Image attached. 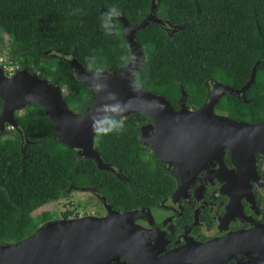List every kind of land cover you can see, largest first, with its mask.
<instances>
[{"label": "trees", "instance_id": "16d2710c", "mask_svg": "<svg viewBox=\"0 0 264 264\" xmlns=\"http://www.w3.org/2000/svg\"><path fill=\"white\" fill-rule=\"evenodd\" d=\"M158 16L168 24H151L136 40L145 52L141 88L163 96L175 109L185 101L191 109L206 102L211 83L222 82L241 89L256 77L241 96L227 94L216 109L234 120H264V0H157ZM119 7L130 24L148 16L152 0H0V39H12L11 53L35 75L59 86L69 107L81 113L94 102L89 85L73 77L72 62L53 55L72 56L84 67L92 55L105 70L121 68L120 55L128 47L124 32L108 37L99 17L108 7ZM82 9L81 14H72ZM122 28L121 22L117 21ZM123 29V28H122ZM260 62L256 67V63ZM245 100V101H244ZM3 101L0 99V109ZM19 130L0 138V241L15 244L33 235L40 224L33 213L46 200L59 201L69 192L95 188L112 203L131 208L145 186L164 182L145 159L138 125L145 115L124 118L120 132L96 135L101 158L127 180L112 171H101L92 158L80 159L56 138L45 110L30 104L15 114ZM25 140L30 141L25 145ZM22 141V147L17 142ZM69 218L70 212L63 213ZM51 220L50 213L41 221Z\"/></svg>", "mask_w": 264, "mask_h": 264}, {"label": "water", "instance_id": "95a60500", "mask_svg": "<svg viewBox=\"0 0 264 264\" xmlns=\"http://www.w3.org/2000/svg\"><path fill=\"white\" fill-rule=\"evenodd\" d=\"M118 20L122 28L127 30L124 35L128 47L143 58V64L145 52L136 40L139 31L151 24H168L173 30L170 35L172 37L174 33L185 29V26H174L158 16L157 0H152L150 13L139 23L130 24L124 15ZM71 65L74 79L85 83L82 79L86 73L85 67L76 60ZM122 72V67L112 72L105 70L109 90L125 104L127 111L124 118L141 113L154 119V127H143V140L161 161H165V157H170L171 152L180 148L203 150L207 153L204 154V160L211 158V153L220 152L222 155L225 147L232 151L234 160L249 158V155L252 159L256 151L264 149V123L234 120L218 114L216 109L225 95H244L255 80L256 69L241 89L215 82L202 107L191 109L182 101L178 110L163 96L141 87L134 91L129 81L122 78ZM93 97L94 102L87 110L75 112L69 107L59 86L35 75L29 69H21L10 76L0 64V99L3 101L0 137L9 128L19 130L15 114L24 111L30 104H37L45 110L52 122L59 142L73 149L82 160L94 159L99 170L112 171L113 168L104 162L95 148L97 134L92 129L90 116L103 101L94 93ZM150 128L154 135L146 138ZM30 143L25 140V145ZM85 190L87 188L82 191ZM132 215L131 212L112 211L102 218L87 215L50 220L19 243L1 244L0 264H108L118 256L125 255L131 246L132 227L129 220Z\"/></svg>", "mask_w": 264, "mask_h": 264}, {"label": "flooded vegetation", "instance_id": "af4514ba", "mask_svg": "<svg viewBox=\"0 0 264 264\" xmlns=\"http://www.w3.org/2000/svg\"><path fill=\"white\" fill-rule=\"evenodd\" d=\"M140 120L138 138L144 157L154 161L164 182L133 192L140 199L131 208L87 188L94 210L73 216L102 218L112 211L133 214L131 246L108 264H264V149L252 159L249 155L234 160L225 147L222 155L211 153L204 160L203 150L180 148L161 161L143 140V127H154V119L144 116ZM246 122L263 124L264 120ZM153 135L150 128L145 137ZM112 172L130 181L117 169ZM61 219L67 218L61 214L55 220ZM47 222L41 221L40 227Z\"/></svg>", "mask_w": 264, "mask_h": 264}, {"label": "clouds", "instance_id": "9594fccd", "mask_svg": "<svg viewBox=\"0 0 264 264\" xmlns=\"http://www.w3.org/2000/svg\"><path fill=\"white\" fill-rule=\"evenodd\" d=\"M82 9H76L72 14H81ZM122 15L116 5L108 7L99 17L102 31L108 37L119 38L126 29H122L117 21ZM125 51L119 59L123 72L122 78L129 81L130 87L138 91L141 87V70L143 67V58L138 56L130 47L121 45ZM86 73L82 78L87 83L94 94L100 96L103 103L99 105L91 114V126L97 135H108L120 132L124 127V115L127 108L123 102H120L115 93L109 90L107 84L108 77L105 75V67L98 62V58L92 55L86 59Z\"/></svg>", "mask_w": 264, "mask_h": 264}, {"label": "rangeland", "instance_id": "374dc122", "mask_svg": "<svg viewBox=\"0 0 264 264\" xmlns=\"http://www.w3.org/2000/svg\"><path fill=\"white\" fill-rule=\"evenodd\" d=\"M0 64L7 68L10 72L16 73L21 69H27L20 63L14 55L11 53L12 49V39L6 34H2L0 39ZM53 55H58L64 57L67 61L72 62L74 58L72 56H66L59 52L53 53ZM214 83V82H213ZM211 83V85L213 84ZM220 114H225L222 111L217 110ZM26 112V109L21 113ZM13 129H7V131L0 137H10L8 131ZM17 145L22 147V141L17 142ZM68 197H62L59 201H49L46 200L45 203L33 213V217L36 219L38 224H41V216H44L46 213H50L51 220L60 219V215L68 211L71 213L72 217L79 215V213H89L94 210L93 200L91 194L87 190L80 191H71L69 192ZM53 218V219H52ZM43 222V221H42Z\"/></svg>", "mask_w": 264, "mask_h": 264}, {"label": "built area", "instance_id": "2783aa9c", "mask_svg": "<svg viewBox=\"0 0 264 264\" xmlns=\"http://www.w3.org/2000/svg\"><path fill=\"white\" fill-rule=\"evenodd\" d=\"M6 69V73L8 74V75H13V74H15V73H13V72H10L7 68H5Z\"/></svg>", "mask_w": 264, "mask_h": 264}]
</instances>
